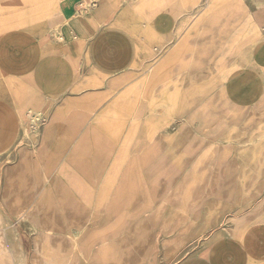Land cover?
Here are the masks:
<instances>
[{"label":"crops","instance_id":"0c3cea01","mask_svg":"<svg viewBox=\"0 0 264 264\" xmlns=\"http://www.w3.org/2000/svg\"><path fill=\"white\" fill-rule=\"evenodd\" d=\"M210 2L212 14H222L226 4L219 0H0V155L18 141L20 117L41 113L46 117L43 125L51 130L45 160L55 158V166L40 170L41 175L36 169L18 177L44 179L41 191L48 204L49 194H69L75 202L76 195L87 192L94 202L89 206H96L98 195L109 193L105 207L110 203L111 209L126 208L123 197L115 202L113 195L117 197L116 188L125 186V179L130 181L128 172H134L146 156L148 132L140 129L133 145L136 152L126 157L128 172L115 169L113 148L122 144L129 123L138 130L150 108L164 107L167 112L179 107L178 95L189 89L181 77L185 63L191 64L187 73H197L214 62L221 75L243 51L258 45L254 55L244 56L248 68L230 73L200 107H223L230 120L231 103L249 107L257 97H264V56L259 55L264 41L258 44L256 37L264 30V0H243V4L234 0L243 11L236 9L223 23L216 19L209 29L196 25L201 35L194 40V18ZM230 26L243 27L249 35L236 41L232 54L226 46L223 55L209 57L208 34H220ZM221 40L218 36L217 50L225 48ZM194 47H201L200 55L194 54ZM235 124L238 130L254 126ZM21 147L30 150L27 144L17 150ZM30 157L36 160L35 154ZM253 172L254 168L247 175L232 172L233 186L235 179L248 180L239 181L238 192H233L235 214L217 238V253L225 264H264V187L261 192L248 186ZM49 177L56 179L50 186L45 180ZM83 179H89L88 185ZM203 260H208L207 253Z\"/></svg>","mask_w":264,"mask_h":264},{"label":"rangeland","instance_id":"374dc122","mask_svg":"<svg viewBox=\"0 0 264 264\" xmlns=\"http://www.w3.org/2000/svg\"><path fill=\"white\" fill-rule=\"evenodd\" d=\"M242 1L240 0L243 4ZM233 2L234 0H219L220 5ZM213 6L214 3L210 2L205 12L194 18V40L201 35L198 29L212 26L209 13H212ZM243 9L240 8L242 11ZM221 12L217 17L226 21L229 17L224 6ZM235 20L236 18L234 22ZM212 32L208 34V53L217 52L219 36L222 39L221 47H225L219 51L221 55L227 51L226 46L227 53L232 54L236 41L249 35L247 31L244 32L243 27L236 26L226 27L220 34ZM256 35L258 44L262 43L264 30L261 33L257 31ZM255 47L243 51L242 57L231 63L230 68L221 75H217L219 69L214 62L212 66L197 73H187L191 64L185 63L181 77L184 79L183 85L189 89L178 95L179 107H169L167 112L164 107H158L154 111L150 108V112L142 117L144 123L139 121L138 130L136 127L132 129L134 122L131 121L129 130L125 127L122 144L113 148V161H117L115 169L118 171L128 172L126 159L129 158L126 157L135 154L137 147L133 145L140 137V131L147 130L149 138L146 140V143L149 142L145 148L146 156L140 160L139 167L134 172H128L131 173L130 181L125 179L126 185L116 188L119 193L117 197L113 195L115 202L123 197L126 208L111 209L110 203L105 207L103 202L109 199V193H103L101 197L98 195L96 206H89L94 202L87 192L79 197L76 195L75 202L69 194H49L51 201L49 204L45 201V209L49 215L61 217L68 236H71L64 240V245L68 247L64 253L35 238L39 234L37 220H18L10 216L9 203H19L29 186L30 176L24 178V181L18 176L31 172L29 169L20 170L8 178V173L15 170L18 161L13 158L11 162L4 164L0 176V210L5 217H11L10 224L17 229L23 257L17 261L8 249L4 240V226L0 220V264H32V254L38 258V264H179L182 261L183 264H194L195 261H200L196 259L207 253L209 246L228 228L229 221L235 214L233 192H238L239 181L243 184L248 178L235 179L233 186L232 172L237 170L241 175H247L253 168L264 138V125L261 124L264 122V101L249 105L238 116L234 122L240 127L247 122L254 125L240 130L231 119L225 118L223 107L200 106L210 98L207 96L212 90L225 82L230 73L248 68V61L244 56L254 55L258 45ZM201 50V47L193 48L194 54L200 55ZM259 55L264 56V44ZM204 74L207 76H202ZM22 117L24 121L27 117L32 121L25 122L27 134L24 133L22 143L30 147L25 163L32 165L35 161L30 157L31 152L47 143L51 131L40 134L41 126L46 122V117L41 113L35 115L29 112ZM52 118L55 119L54 116ZM114 135L116 140L117 131H114ZM40 138V145L36 147ZM155 146L158 154L154 151ZM3 156L4 154L0 155V161ZM9 156L12 157L13 154ZM109 167L110 160L106 168ZM85 169L87 168H82ZM223 170L226 177L222 176ZM254 173L258 176L264 174V166L260 165ZM259 178L264 179L262 176L257 177ZM45 180L50 186L56 179L49 177ZM83 180L88 185L89 179ZM248 186L252 187V184L249 183ZM43 195L45 200L46 195ZM152 212L156 213L153 218L150 217ZM79 231H82L80 235ZM74 241L79 243L82 256L74 249ZM213 253L216 255L217 251L214 249Z\"/></svg>","mask_w":264,"mask_h":264},{"label":"bare ground","instance_id":"6f19581e","mask_svg":"<svg viewBox=\"0 0 264 264\" xmlns=\"http://www.w3.org/2000/svg\"><path fill=\"white\" fill-rule=\"evenodd\" d=\"M242 7L243 6H241V4H239V2H233L231 4L224 5L225 13H227V17L232 16V14L235 12L236 9H240V8L242 9ZM209 15L211 16L209 19L210 23H213V21H215L216 19L218 20L219 23L225 22L224 19L213 15L211 12L209 13ZM236 21H237V19L235 20V22ZM210 27H212V26H207V27L204 26L203 28H201V27L200 28L201 29H209ZM220 50H221V48H219L217 51L219 52ZM218 52L209 53V57L211 55L217 54ZM230 93L232 94V92H230ZM250 100H252V99H250ZM241 101H243V100H241ZM263 101H264V97H257L255 99L254 103L259 104ZM251 104H253V103H251ZM245 108H247V107H242V106L240 107L239 103H231L229 105V107H227V117H230L233 121H235V120H237L238 116L244 112ZM28 120H29L28 117H27V119H25V121L23 120L22 116L20 117L21 135H20L18 141L15 143V145H13V147L9 151L4 153V156H3L2 160L0 161V176L2 173L3 165L8 163V162H11L13 158L18 161L17 167L15 168V170L10 171L8 173V178H11L14 173H18L20 170L25 171L27 169H29V170H36L37 169L39 175H41L40 170L50 169L53 166H55V162H56L55 158H53L52 161H48V160L46 161L45 160V159H47V157L45 156L46 151L48 149L47 143L40 146L37 150L35 149V150H33V152H31V154L33 153L36 155V160H35V162H33L32 165L25 163L26 162L25 156L27 155L28 150H25V148L21 147L17 151V147L22 146V143H24V140H23L24 133H25V135L27 134L26 133L27 126H26L25 122ZM44 131H45L44 133L47 134V132L48 131L50 132L51 130H47V128H45ZM10 154H13V156L12 157L9 156ZM260 165L264 166V144L261 147L260 153H258L256 163L253 167L254 172L259 169ZM254 172H253V176H252L249 183H251L252 187L256 188L257 191H261V189L264 186V179H262V178L257 179V177H259V176L264 177L263 176L264 174L262 173L258 176V174L255 175ZM23 181H24V178H23ZM43 181H44V179H40L38 177L30 176L28 189L26 188L27 191L25 192L24 197L22 196L21 201L19 203H14L13 201H11L9 203V212H10L9 214L12 218H16L18 220H28V221H31L32 219L37 220V222L39 224V234L36 235L35 238L38 240L40 239L39 242H41V243L45 242L48 246H52L53 248H55V250L58 249V251H62L64 253L68 249V247L64 245V240L66 239V237L69 238L71 236H68V230L64 226V224L62 222L63 220H61V217L59 215H56L55 213H54L55 215H49L48 210L45 209L44 205H45L46 199L44 200V195H43L44 193H42V191H41ZM215 186H216V184L213 185V189H215ZM38 201H39V204H37ZM155 215H156V213L152 212L150 217L153 218V217H155ZM10 218L5 217L4 214L2 213V211L0 210V220L2 221V224L4 226V229H3L4 230V240L7 243L8 249L11 250L15 259L18 261L23 257V251L20 248L21 240L18 236L16 227L10 224V222H11ZM81 232L82 231H79L78 235H80ZM85 239H87V238H85ZM219 245H220V243H218V240L215 239L214 244L210 245L209 248L207 249L208 260L205 261V260H203V256H200L199 259H196V260H200V261H195L194 264H199L201 262H204L206 264L222 263L223 261H221V259L219 258L218 253H216V255L213 253L214 249L217 251V247ZM73 246H74V249L77 250L80 253V255L82 256L83 253L79 249V243L74 241ZM93 247H95V244L93 245ZM47 250H46V252H47ZM52 250H54V249H52ZM38 254H40V253H38ZM56 257H54V258L56 259ZM45 258H46V256H45ZM37 259H36V256L32 254V256H31L32 264H38ZM182 262H180L179 264H183ZM56 263H58V262H56Z\"/></svg>","mask_w":264,"mask_h":264},{"label":"built area","instance_id":"2783aa9c","mask_svg":"<svg viewBox=\"0 0 264 264\" xmlns=\"http://www.w3.org/2000/svg\"><path fill=\"white\" fill-rule=\"evenodd\" d=\"M34 119H35V118H34ZM30 120H31V119H29V121H30ZM36 121H39V120L36 119ZM30 122L32 123V121H30Z\"/></svg>","mask_w":264,"mask_h":264}]
</instances>
